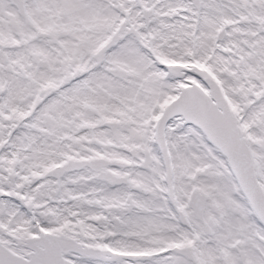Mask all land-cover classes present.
<instances>
[{"label": "snow or ice", "instance_id": "snow-or-ice-1", "mask_svg": "<svg viewBox=\"0 0 264 264\" xmlns=\"http://www.w3.org/2000/svg\"><path fill=\"white\" fill-rule=\"evenodd\" d=\"M0 264H264V0H0Z\"/></svg>", "mask_w": 264, "mask_h": 264}]
</instances>
